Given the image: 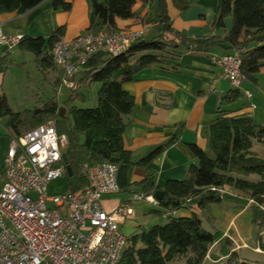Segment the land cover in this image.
Instances as JSON below:
<instances>
[{"label": "trees", "instance_id": "16d2710c", "mask_svg": "<svg viewBox=\"0 0 264 264\" xmlns=\"http://www.w3.org/2000/svg\"><path fill=\"white\" fill-rule=\"evenodd\" d=\"M43 1L0 0V14L23 15ZM134 4V0H91L87 30L108 33L125 30L118 29L116 21L138 18L133 13ZM52 5L65 11L70 9L64 0H53ZM226 18H230L231 27L225 37L195 41L172 28L165 0H157L152 20L155 36L136 41L117 56L94 54L77 72V88L71 92L75 94L82 86L96 84L94 107L64 108V116L59 117L61 106L52 98L33 111L14 113L6 96L0 92V118L9 119V140L47 123L53 124L58 135L66 136L64 154L72 172L71 176H65L67 192L82 190L86 185L82 167L99 162L145 168L147 177L139 185L142 193L148 196L163 192L162 200L157 202L158 210L150 213L164 217L166 222L150 229L137 226L135 233L126 239L121 264H169L181 259L184 264H204L210 256L214 257V264L222 261L224 264H258L239 257L230 248L231 241L224 233L205 230L203 221L206 218L213 228L214 219L209 216V210L224 201L241 208L250 205L257 236L264 232V160L253 151L255 143L264 145V124L258 125L249 117L217 109L206 131L207 149L189 146L197 165L189 167L185 179L167 181L163 187L156 185V174L150 164L165 146L157 147L140 159L123 146L126 119L135 107L134 97L124 90L123 84L135 80L143 70L177 60L183 50L201 54H207L213 47L239 51L240 71L245 82H256L257 74L264 67V0H220L213 26L223 28ZM63 32L64 29L59 28L47 39L21 38L17 47L21 52L32 53L38 68L53 69L51 50ZM12 64L9 53L0 57L1 77ZM239 95L238 90L231 91L224 101L232 102ZM251 175L259 180H249ZM215 245H220L218 256L210 254ZM258 248L264 252L263 242Z\"/></svg>", "mask_w": 264, "mask_h": 264}, {"label": "crops", "instance_id": "0c3cea01", "mask_svg": "<svg viewBox=\"0 0 264 264\" xmlns=\"http://www.w3.org/2000/svg\"><path fill=\"white\" fill-rule=\"evenodd\" d=\"M52 1L44 0L34 9L19 16L0 14V37L47 39L57 29L63 28L62 38L69 40L88 32L91 0H64L70 5L68 11L61 7L54 8ZM134 1L133 13L139 17L117 20V28L138 30L148 27L145 37L155 36L152 20L157 0ZM219 1L165 0L166 14L172 28L187 38L199 42L213 36L223 38L230 30L231 20L226 18L221 29L213 26ZM20 52L17 44L9 50L7 45L0 42V57L9 53L15 63L12 57ZM231 53L227 49L216 47L211 48L207 54L183 50L177 60H169L163 67L155 66L143 70L136 75L135 80L123 84L124 90L134 97L135 102L132 114L126 119L127 127L123 134L125 150L140 159L157 147L165 146L163 152L150 164L156 174L157 186L163 187L170 180L185 179L189 167L197 165L189 146L196 145L203 150L207 149L206 131L208 124L216 117L217 109L249 117L258 125L264 124V67L257 74L255 83L245 82L239 90V97L229 103L224 101L234 89L221 77L222 70L214 62V58ZM53 70L58 71L55 78L60 83L61 71L56 67ZM1 81L0 76V83ZM244 90L252 93L251 101L245 97ZM251 104L255 105L254 109ZM0 123L7 128L9 119H2ZM8 144L6 129L0 136V174ZM116 177L119 193L102 199L104 209L112 211L121 205L130 206L134 203L142 206L145 201H134L133 195L143 194L139 185L147 177L146 169L119 164ZM128 195L131 197L128 198ZM149 217L153 218L151 213L148 217L137 215L133 209L131 216L120 225V229H131L132 235L137 226L145 227L149 223ZM153 222L161 225L160 221Z\"/></svg>", "mask_w": 264, "mask_h": 264}, {"label": "built area", "instance_id": "2783aa9c", "mask_svg": "<svg viewBox=\"0 0 264 264\" xmlns=\"http://www.w3.org/2000/svg\"><path fill=\"white\" fill-rule=\"evenodd\" d=\"M148 31V27L114 33L88 31L57 40L51 57L61 71L60 84L76 90L75 76L90 56L120 55ZM20 39L1 36L0 42L11 50ZM214 62L234 90L243 88L239 51L215 57ZM243 93L252 100L249 90ZM66 146V136L58 135L51 125L9 140L0 174V264H121L127 237L120 225L133 210L121 205L106 211L102 203L104 197L119 193L117 165L85 164L82 190L49 197V183L67 175L62 159ZM133 200L158 206L153 195L134 194Z\"/></svg>", "mask_w": 264, "mask_h": 264}, {"label": "rangeland", "instance_id": "374dc122", "mask_svg": "<svg viewBox=\"0 0 264 264\" xmlns=\"http://www.w3.org/2000/svg\"><path fill=\"white\" fill-rule=\"evenodd\" d=\"M11 58V56H10ZM15 61L4 72L0 83V92L3 93L9 107L14 113H22L33 111L42 107L48 100L55 98L61 108L76 107L80 109L94 107L96 105V92L98 86L92 84L90 86H82L78 90L76 98L75 94L67 90L56 80L57 70H42L37 67L35 57L30 52H20L12 57ZM8 120L7 117L0 118V121ZM45 125H51L47 123ZM8 128V126H7ZM7 128L0 123V136H2ZM3 140V139H1ZM253 151L264 160V145L254 144ZM3 154V153H2ZM1 157V155H0ZM251 181H258L259 178L251 175ZM67 190L66 178L62 177L53 180L48 185L49 197H54L65 193ZM126 196V194H124ZM131 196L128 195V198ZM132 210L135 209L137 215L143 214L149 216L151 211L157 210L158 206L147 201L142 206L136 203L130 205ZM149 223L145 228L150 229L155 226L154 220L160 221L163 225L166 222L164 217L151 214ZM209 216L213 217V228L209 225L206 218L203 221V228L207 231L219 230L224 233L225 238L231 241L230 248L235 251L239 257L253 261L255 263L264 264V252L259 249V243L264 244V232L258 237L255 226L252 223V211L250 205L241 208L229 202H222L213 205L209 210ZM151 221V222H150ZM123 234L128 237L132 230L126 227L122 228ZM210 254L220 255V245H215L210 250ZM213 256L208 257L204 264H214ZM216 258V257H215ZM224 261H222L221 264ZM169 264H184V260L173 261ZM215 264H220L215 262Z\"/></svg>", "mask_w": 264, "mask_h": 264}, {"label": "water", "instance_id": "95a60500", "mask_svg": "<svg viewBox=\"0 0 264 264\" xmlns=\"http://www.w3.org/2000/svg\"><path fill=\"white\" fill-rule=\"evenodd\" d=\"M65 114V109L62 107V108H59V117H62L64 116ZM62 159H63V163L65 164V169H66V174L67 176H71L72 172H71V169L68 165V160H67V156L63 153L62 155ZM153 197L157 200V201H161L162 198H163V192L161 191H156L154 194H153Z\"/></svg>", "mask_w": 264, "mask_h": 264}]
</instances>
